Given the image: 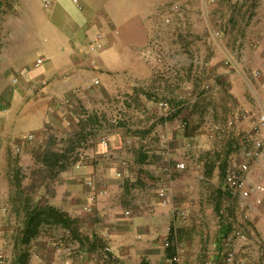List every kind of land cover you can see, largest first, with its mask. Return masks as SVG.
<instances>
[{
    "label": "crops",
    "instance_id": "0c3cea01",
    "mask_svg": "<svg viewBox=\"0 0 264 264\" xmlns=\"http://www.w3.org/2000/svg\"><path fill=\"white\" fill-rule=\"evenodd\" d=\"M215 1L51 0L45 7L42 0H0V242L13 259L107 264L108 245L120 264H167L168 239L186 243L181 264H223L220 237L228 225L208 210L202 187L213 180L219 150L250 145L258 112L251 86L261 78L249 69H264V20L255 19L264 17V2ZM170 2L181 12H170ZM247 16L249 25L240 22ZM96 35L102 47L88 51ZM229 46L239 47L241 68L223 64ZM240 108L244 121L208 135L211 124L224 125ZM104 113L110 124H94L88 135L86 122H101ZM65 125L80 135L73 148L83 158L79 167L76 158L65 162L73 150L68 141L52 142L56 129L61 136L69 131ZM103 133L107 146L98 141ZM178 160L186 169L176 172ZM88 177L102 191L92 211L83 209ZM161 184L170 188L165 206L156 195ZM126 185H134L140 202L130 210L122 205L131 193ZM47 206L64 212L65 224L45 220ZM257 206L252 222H243L253 242L239 247L241 264H264V195ZM37 215L35 235L19 244L26 221Z\"/></svg>",
    "mask_w": 264,
    "mask_h": 264
},
{
    "label": "built area",
    "instance_id": "2783aa9c",
    "mask_svg": "<svg viewBox=\"0 0 264 264\" xmlns=\"http://www.w3.org/2000/svg\"><path fill=\"white\" fill-rule=\"evenodd\" d=\"M74 3L79 5V0H72ZM264 2V0H261ZM51 0H42L43 6L48 7ZM205 3H213L215 0H204ZM180 4L173 2L170 5V12H178ZM164 22H170V16H164ZM213 38L220 36L219 30H214L211 33ZM88 51H95L102 47L100 41V35H96L90 38L87 43ZM258 40H250L248 45L251 48L258 47ZM239 47L229 46L224 49V57L222 62L224 65L241 68V63L238 59ZM157 63L162 62L161 56H156L154 59ZM41 62V59H37L36 64ZM250 75L255 78H261L257 84L251 86L255 98L258 102V112L255 116V121L251 126L250 131V145L243 149L240 155L236 158H231L226 168L223 183L226 186L229 194L232 198L236 199L239 209L244 210L245 208L254 209L258 204L261 203L264 195V96L259 95V90L264 89V69L253 68L249 69ZM94 83H98L97 79H94ZM204 88H208V84L203 85ZM65 102H68L67 100ZM161 105H166L165 102H160ZM248 117L247 110L240 108L226 120L224 125L211 124L208 127V135L214 137L217 133L223 134L227 132V129L232 128L234 125L241 123ZM28 140L32 139V135L26 136ZM98 141L103 146L109 144V136L105 133L99 135ZM122 165L125 162L122 161ZM76 167L80 166L78 161L75 164ZM174 171L179 172L186 169V163L183 160H178L174 163ZM169 174V172H168ZM116 176H121V172L117 171ZM94 180L91 177L85 179V184L91 189L83 209L86 211H92L97 198L101 190H97L94 185ZM169 186L167 184H161L156 189V195L160 205L165 206L169 203ZM5 208L3 207V210ZM128 214V211H125ZM181 216H185V211L180 212ZM68 232V230H65ZM253 239L250 238L248 233L238 224H233L231 228L220 237V243L222 246L221 256L223 264H241V258L239 257V247L247 246L252 244ZM165 247H171L172 253L169 256V262L171 264H181L187 254V245L183 241L179 240H166L164 242ZM58 249V246H57ZM103 259L108 264H120L118 258L113 254L110 246L105 245L103 248ZM13 256L8 254L6 248L2 242H0V264H11Z\"/></svg>",
    "mask_w": 264,
    "mask_h": 264
},
{
    "label": "rangeland",
    "instance_id": "374dc122",
    "mask_svg": "<svg viewBox=\"0 0 264 264\" xmlns=\"http://www.w3.org/2000/svg\"><path fill=\"white\" fill-rule=\"evenodd\" d=\"M257 1H261V0H257ZM215 2H213V3H215ZM172 3L173 2L167 3V7L170 6ZM210 4L211 3L206 4V5L208 6ZM202 5L205 6V3L203 2V0H202ZM33 8H36L35 3H33ZM181 8L182 7L180 6V9ZM180 9L178 12H181ZM249 16L242 17L240 22L245 24V25H249L250 24L249 21L251 19V17L249 18ZM255 19H256V21H262L263 22L264 17L262 19H261V17H258ZM252 21L254 22L253 19H252ZM31 53H32V56L34 57L35 53L29 52V54H31ZM28 62H30V61H28ZM100 120H101V122L92 121V120L86 122L87 127L89 126V128L86 130L88 135L95 133L93 131V129H94L93 125L94 124H96V125L98 124V126L99 125H105V126L107 125L108 126L110 124L109 123V117H107L106 113H104V116H102ZM65 126L70 127V129H69V131L64 132V134L62 136H61V134L63 132L58 130V129L55 130L57 132H53V134H55V138L52 141L54 144V147L64 145L65 142H67V141L69 143V146L72 149L79 147L80 135H79L78 131L76 129H73L72 125H65ZM232 128L227 129V132ZM227 132H224V133H227ZM80 134H81V132H80ZM243 134H247V132L243 131ZM58 137L60 140H57ZM89 137H90V139H92L91 136H89ZM242 140H245L244 136H243ZM92 143L93 142H90L89 145ZM74 149L70 150V152H72V153H70V155L67 156V158L65 159V162L76 163V161L80 160L79 162L81 163L83 161V158L81 160V157L78 158V155H74L75 153L77 154L79 152V151L74 150ZM233 149H237V150H219V153H218L219 155L218 156H216V154H214V155L216 156V158H218V159L220 158V162L223 161L224 158H225V160H227V159L230 160L231 158H236L238 156V154L242 151V150H238V147H234ZM86 157H87V155H86ZM51 158H53V157L51 156ZM75 158L78 160H76ZM86 160H87V158H86ZM220 162H219V164H220ZM219 164H218V166H219ZM207 172L211 173V170H209ZM51 174L54 175L55 173L51 172ZM209 179H213L212 182L208 181V183L204 184L202 187L205 190V193L207 194V197L209 199V201L206 203L208 205V207H207L208 210L212 209L211 212H214L215 214L218 213V214L224 216V222H226L227 224H231V225L232 224H238L245 230V228H244L245 225H243V222H247V223L252 222V219H249V218H251V217L253 218V216L255 217V215H253V213L257 212L256 208L255 209L245 208L244 210H241V209H239V207L237 205L236 199L232 198L231 195L227 191H224L221 189H220V191L217 190L218 186H221L222 181H223L222 178L220 177V174H219V168L216 169L215 172L211 173V175L209 176ZM126 186L131 187V193H129L127 191L125 192L126 196L124 197V199H122L123 200L122 205H124L125 209L130 210V209L135 208V206L137 207L136 204L140 205V202L137 203L138 202L137 197H139V196L135 195L136 191L133 190L134 185H126ZM158 187L159 186H156V188H158ZM156 188H154V189H156ZM132 192H133V195H132ZM258 207L259 206H257V208ZM238 217L240 218L239 220H237ZM230 218H232V219H230ZM241 220H243V221H241ZM262 228L264 229V222L262 224ZM208 238H206V240ZM207 250H209V249L205 248L203 256L206 255L205 252H207ZM167 264H171L169 262V258H168Z\"/></svg>",
    "mask_w": 264,
    "mask_h": 264
},
{
    "label": "trees",
    "instance_id": "16d2710c",
    "mask_svg": "<svg viewBox=\"0 0 264 264\" xmlns=\"http://www.w3.org/2000/svg\"><path fill=\"white\" fill-rule=\"evenodd\" d=\"M229 161L230 160H225V158L223 159V161L220 162L218 168H219V174H220V177L224 178V174H225V171H226V168L229 164ZM221 190H224V191H227V188L226 186L224 185L223 181H222V185L221 186H218L217 190L220 191ZM229 193V192H228ZM44 219L46 220L47 218H51L52 222H66V219H63L62 216L65 215L64 212L62 211H59L58 209H56L55 207H52V206H47L44 210ZM41 221V219L39 218V216H32L29 218L28 221H26L25 223V226H24V231H23V234L20 235L19 237L17 236L18 240H19V244H27L31 237L35 235V232H36V227L37 225L39 224V222ZM65 224V223H64ZM228 227H227V230L231 228V224H227ZM166 252H167V255L168 257L170 256V248L169 247H166ZM23 263L22 261L18 260L17 258L13 259L11 264H21ZM107 263V262H106ZM108 264V263H107Z\"/></svg>",
    "mask_w": 264,
    "mask_h": 264
}]
</instances>
